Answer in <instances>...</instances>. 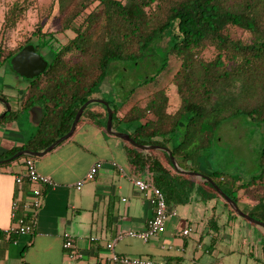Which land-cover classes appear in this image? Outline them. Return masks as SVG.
Returning <instances> with one entry per match:
<instances>
[{
	"label": "trees",
	"instance_id": "obj_1",
	"mask_svg": "<svg viewBox=\"0 0 264 264\" xmlns=\"http://www.w3.org/2000/svg\"><path fill=\"white\" fill-rule=\"evenodd\" d=\"M56 3L59 31L70 30L73 36L55 49L50 47L51 32L37 30L35 44L26 41L25 45L31 44L34 52L49 55L45 70L26 79L20 104V112L38 106L41 121L23 145L0 154V161H5L0 166L27 158L10 160L16 152L42 151L63 136L77 109L93 99L106 80L112 63L137 66L148 56L149 48L165 37L166 57L178 61L171 76L178 99L176 110L172 114L166 112L167 97L163 89L154 87L156 78L166 69L164 63L154 75L143 77L126 91L121 102H107L112 129L127 134L138 145L166 148L180 170L208 177L243 214L264 224V142L254 162L257 173L247 181L200 170V162L206 160L205 154L221 123L244 118L264 127V0H56ZM20 10L15 4L10 13ZM231 28L248 34V42L232 38ZM22 47L6 53L1 64ZM206 48L214 51L210 60L200 57ZM147 85L153 86L149 94L119 114L121 103ZM93 106H99L100 113L94 112ZM11 116V111L4 113L0 122ZM81 118L104 131L103 106H86L75 126ZM124 144L130 165L146 167L166 202L183 205L194 189L202 201L219 198L235 216L209 183L176 172L164 152L142 153ZM241 197L252 205H241Z\"/></svg>",
	"mask_w": 264,
	"mask_h": 264
},
{
	"label": "crops",
	"instance_id": "obj_2",
	"mask_svg": "<svg viewBox=\"0 0 264 264\" xmlns=\"http://www.w3.org/2000/svg\"><path fill=\"white\" fill-rule=\"evenodd\" d=\"M25 81L15 80L16 109L12 110L8 105L13 113L9 121L16 118V113H24L28 125L35 131L41 121V109L33 106L20 112ZM92 109L100 113L98 108ZM2 113H6L3 105L0 107ZM4 125L5 122L1 127ZM33 134L23 139L15 137L14 133L6 136L0 131V154L20 147ZM113 139L116 138L83 119L67 140L49 152L41 157L27 156L32 159L35 170L53 184L43 188L39 207L27 212L26 218L33 223V231L28 235L6 233L12 226L9 217L11 202L15 200L22 204L30 198L32 186L24 181L20 185L14 182V177L22 171L25 158L0 166V264H105V258L111 252L163 264H184L191 263V260V264H208L214 255L219 264H264V236L261 232L240 223L237 229L229 231V221L235 222L233 217L237 216L228 214L214 198L202 201L194 189L183 205L166 202L174 210L175 217L169 219L164 231L156 236L157 240L150 244L147 240L143 249L133 245L117 246L120 240L113 244L111 251L106 250L105 245L118 234L142 230L151 216L147 199L135 190L132 180L140 178L157 187L146 167L131 166L126 146L118 142L121 140ZM96 162L101 165L93 180L84 182L76 190L75 183ZM200 170L209 172L202 162ZM120 192L123 195L117 203ZM240 194L238 192L237 196ZM239 203L252 205L242 197ZM187 226L192 228L191 233L181 236L180 232ZM63 234L71 237L72 250L78 256L76 259H69L62 250ZM233 255L240 259L230 262ZM94 259L96 263H93Z\"/></svg>",
	"mask_w": 264,
	"mask_h": 264
},
{
	"label": "rangeland",
	"instance_id": "obj_3",
	"mask_svg": "<svg viewBox=\"0 0 264 264\" xmlns=\"http://www.w3.org/2000/svg\"><path fill=\"white\" fill-rule=\"evenodd\" d=\"M15 4L21 7L20 12L14 11L10 13L11 8H13ZM93 5H91V7ZM37 30H40L41 33H53V40L50 46L52 49L65 44L66 41L73 36L70 30L63 32L59 31L56 0H0V98L4 99L12 110L16 109L14 100L17 98V92L14 90L15 80L18 79L20 82H24L25 79L21 78L14 71L10 58V60L8 59L7 62L2 64L1 60L6 53L16 51L19 47L24 46L28 40V43L35 44L34 32ZM229 35L242 42H248L249 40L248 34L236 28L229 29ZM167 40L168 39L164 37L157 44H153L149 48V52L147 53L148 56L137 66L131 67L121 63H112L110 65L108 77L94 93L93 99L118 104L122 101L121 96L126 91L140 82L143 77L154 75L161 64L165 63L167 64L166 69L156 78V86L154 87L163 89L167 97L166 112L172 114L178 106V99L175 95L174 87L171 84V76L178 67V61L172 56L166 57ZM36 54L42 57L44 61H48L49 55L39 50L36 51ZM213 55L214 51L211 48H206L200 57L203 60H210ZM152 89L153 86L147 85L137 90L127 102L121 103L122 107L119 110V114H122L132 103L142 101ZM0 107L2 108L1 103ZM93 107L100 108L99 106ZM15 116L16 118L14 120L11 119V121H9L10 118H8L7 120L1 121L0 131H4L6 136H9L10 133H14L16 134L14 135L15 137L19 136V138L23 139H25L28 134L35 133L36 130L34 131V129L28 125L24 113H16ZM82 121L83 118H81L78 124H81ZM4 122V127H1ZM9 122H11V124ZM178 134L179 133H177V136ZM113 140L116 141V139ZM118 142L125 145L122 141ZM263 142L264 127H259L244 118L225 121L218 127L215 140L206 152V160L202 161V166L209 170L208 173L217 171L219 173L238 177L241 181H247L251 176L257 173L254 162ZM122 195L121 192L118 193L117 203ZM214 199L223 206V202L219 198L214 197ZM223 208L230 214L226 207L223 206ZM233 218L236 221H229V231L237 229V224L240 223L255 228L264 236L263 231L255 225L239 217ZM167 222H169V220L165 222V226H167ZM229 231H227V234ZM155 240H157L156 236L149 238L148 244ZM127 245H133L137 249L146 247L144 243L129 238H123L122 241L117 243V246L125 247ZM238 259H240V257L237 258L233 255L230 262L233 263L234 260ZM192 262L191 260V263ZM93 263H96L95 259ZM191 263L188 262L184 264ZM208 264H219V260L215 259L214 255L210 257V262H208Z\"/></svg>",
	"mask_w": 264,
	"mask_h": 264
},
{
	"label": "built area",
	"instance_id": "obj_4",
	"mask_svg": "<svg viewBox=\"0 0 264 264\" xmlns=\"http://www.w3.org/2000/svg\"><path fill=\"white\" fill-rule=\"evenodd\" d=\"M22 171L14 177L16 185H20L23 181L27 185L32 186L29 190L30 198L28 202L19 204L13 200L10 205L9 217L12 220V226L6 231L7 234L28 235L33 231V223L26 218L27 212H33L39 207V199L43 194V188L52 186L51 180L39 174L35 170L34 163L31 158H25L22 162ZM101 163L96 162L92 164L84 176L75 183V189L79 190L80 186L86 182L91 181L100 167ZM113 167L115 164L111 163ZM121 171L120 168H118ZM132 185L135 190L147 199L151 207V216L144 224V228L140 231H126L118 234L110 243L105 245L106 250L111 251L115 242L123 238H134L141 242H147L151 237L157 236L164 231L165 222L175 217V212L166 204L165 197L161 190L150 182L144 181L140 178H134ZM192 228L185 227L181 232V236H187L191 233ZM61 248L66 252L69 259H76L78 256L72 250L73 241L68 234L62 235ZM105 264H163L150 261L145 258L126 257L115 254L113 252L105 258Z\"/></svg>",
	"mask_w": 264,
	"mask_h": 264
},
{
	"label": "water",
	"instance_id": "obj_5",
	"mask_svg": "<svg viewBox=\"0 0 264 264\" xmlns=\"http://www.w3.org/2000/svg\"><path fill=\"white\" fill-rule=\"evenodd\" d=\"M11 65L14 69V71L23 79H27L28 77H33V76H37L40 73H42L46 66H47V62L44 61L42 59V57L38 56L35 54L34 50H33V46L31 44L25 45L24 47L21 48V50L15 55L13 56V58H11ZM0 103L4 106L5 108V112L9 111V106L7 104V102L0 98ZM90 104H98L103 106V108L105 109L106 112V120H105V125H104V130L106 132V134L119 139L123 142H126L127 144H129L130 146H132L133 148L137 149L140 152H147L150 150H157V151H162L164 152L169 160V163L171 165V167L178 173L186 175V176H190L193 177L195 179H197L198 181H202V182H206L209 183L214 192L226 203V205L231 209V211L233 212L234 215H236L237 217L253 224L256 225L260 228H262L264 230V224L255 221L253 219H251L250 217H248L247 215L243 214L238 207L236 206V204L231 201L228 197H226L215 185H213V183L209 180L208 177L199 174V173H195V172H187V171H182L180 170L177 165L175 160L172 158L170 152L166 149V148H161L158 146H143V145H138L136 143H134L127 134L125 133H121V132H116V131H112V127H111V110L108 107L107 102L102 101V100H97V99H90L87 100L85 103H83L76 111L72 122L70 124V127L68 129V131L61 137H59L58 139H56L52 144H50L48 147H46L44 150H42L41 152H30V151H19L16 152L14 155H12L9 159L13 160L16 159L20 156H28V157H41L43 154L49 152L51 149H53L55 146H57L58 144H60L61 142L65 141L66 139H68L72 133L73 130L75 128V125L83 111V109L90 105ZM4 113L0 114V119L3 117ZM3 161H0V163H2Z\"/></svg>",
	"mask_w": 264,
	"mask_h": 264
},
{
	"label": "flooded vegetation",
	"instance_id": "obj_6",
	"mask_svg": "<svg viewBox=\"0 0 264 264\" xmlns=\"http://www.w3.org/2000/svg\"><path fill=\"white\" fill-rule=\"evenodd\" d=\"M25 46V45H24ZM35 54H36V52H35ZM37 55V54H36Z\"/></svg>",
	"mask_w": 264,
	"mask_h": 264
}]
</instances>
